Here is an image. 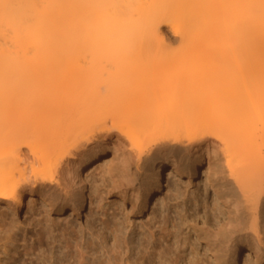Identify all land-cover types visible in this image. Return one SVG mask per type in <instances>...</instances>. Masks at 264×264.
I'll use <instances>...</instances> for the list:
<instances>
[{"label": "bare ground", "instance_id": "6f19581e", "mask_svg": "<svg viewBox=\"0 0 264 264\" xmlns=\"http://www.w3.org/2000/svg\"><path fill=\"white\" fill-rule=\"evenodd\" d=\"M204 64L218 71L196 73ZM195 90L206 113L184 135L167 117L165 131L161 118L151 126ZM203 162L213 198L198 200L203 215L187 218L201 226L182 235L153 206L165 173L190 178ZM87 170L102 172L89 189ZM38 189L51 212H79L88 193L100 226L55 238L38 218L26 264H263L264 0H0V264H16V215ZM132 215L148 225L137 232Z\"/></svg>", "mask_w": 264, "mask_h": 264}, {"label": "rangeland", "instance_id": "374dc122", "mask_svg": "<svg viewBox=\"0 0 264 264\" xmlns=\"http://www.w3.org/2000/svg\"><path fill=\"white\" fill-rule=\"evenodd\" d=\"M161 31L164 33V36L166 37V43L168 46L173 48V47H176L178 45L179 42H177L178 40H176L177 39L176 36H174L172 31L169 30L165 24L161 25ZM106 57L103 56V58H101V59L99 58L100 60H98L97 61L98 63H96V65L99 64L97 66V68L101 69L102 67H108L109 66L108 62H110V61H108V60L110 58H106ZM122 68H125V66H122ZM218 68H219V64H213L212 66L211 65L207 66L206 64L199 65L196 68L197 69L196 73L203 72V74H204L206 72H214V70H216V69H217L216 71H218ZM168 74H170V75H168ZM199 74H202V73H199ZM161 75H162L163 80H167L169 82L173 80L172 73L168 69H164L162 71ZM108 78H106V80ZM104 81H103V84H104ZM175 87H176V85H175ZM173 88H174V86H173ZM176 88H180V90L182 89V87H180V86H178ZM196 91L197 92L199 91L198 92L199 94L195 93L194 97H189L190 100L187 99V100H189L188 103L179 104V105L175 106L174 108L172 107V106H174L173 104H170V105L167 104L168 106L165 107L166 108L165 114L156 115L155 119L151 120V124H152L151 126H155V124L158 123L160 118H161V119H163L162 123H164L162 125L163 126L162 130L165 131L166 127H169L168 125H166V124H168L167 123L168 121L169 122H171V121L176 122L175 132H178L180 135H181V133H182V135H184L186 132L185 128L188 127L189 125L193 124V123H196V122L202 120L204 118L203 117L204 113H206V112H203L204 110L201 108V106L203 104L200 105V100L202 98L201 97L202 92H200V90H195V92ZM176 92H178V89ZM191 96H193V95H191ZM197 102H199L200 106H198ZM202 107H204V106H202ZM166 117L168 118L167 119L168 121L166 120L167 122L165 121ZM164 125H166V126L164 127ZM159 154L160 153L155 150L154 152H152L150 155H147V156L149 158L150 157L152 158V157L158 156ZM185 155H186L185 150H182L179 154V156H183L184 163H187V159L184 157ZM203 164H204V162L196 168V170L192 173L190 178H188L187 176L176 177L172 173H165V191H164L163 196H162V200H161L162 202L157 203L153 206L152 215L154 216L159 211V209L161 208L162 205H166L165 207L162 206L163 207L162 209H164V212L168 214L170 219H175V216L177 217L176 219H177V221H179V227H180L179 231H181L182 235L188 234L189 236H192L194 233H196L197 228L199 226H201L200 222L199 223L197 222V224H196V222H194L192 220V218L191 219L187 218V215L189 213H192L193 211H196L200 215H203L204 209L200 208V206H197L198 200L203 199L205 197L208 200H211L213 198L211 195L212 192L210 190L207 194H205V192L203 190L204 185H202V182L200 181V178H201L200 170H201V166ZM90 173H91V171L87 172L88 178L85 179V183L87 184L88 189L90 188V186H94L100 182L99 177L102 174V172H96L95 178L92 179L90 176ZM225 173H226V171H225ZM217 176L219 178H221L222 175L218 173ZM220 180L224 182L225 179L221 178ZM86 195L87 196L85 197L83 206L79 212H70L69 210H64V211L56 210L55 212L49 211V208L47 207V204L49 203V197H48V195L44 194V192H42V190H40V189H38L37 192L33 193L30 197L27 196L25 198V201H26L25 207L22 208L19 211V213L16 215V222H17L18 227L15 229V231H16L15 234H16V238L18 240H17L16 244L13 245L14 246L13 251H11V253L13 252V255L15 254L14 256L16 257V264H26L25 263L26 262L25 256L21 255L23 253V243L28 244L31 242H35L37 244L39 242L38 240L40 239L39 238L40 236L38 234L39 233L38 231L39 230L41 231L42 228L40 226L41 222L38 223L39 222L38 218H41V219L43 218V220H42L43 224L48 222V225L51 224V226H53V229L55 228V230H53V232H52L53 235L55 236V238H56V236H58L57 234H59L58 232H59L60 228L62 229L66 225L69 226L71 224V226H74V228H76L77 230H82V228L85 229L92 222H93V224L95 222V225H99L100 221H99L98 215H96V216L94 215L95 203L90 205L88 202V200H89L88 199V193H86ZM105 201H106V199H105ZM107 201H110V198L107 199ZM219 206L221 207V209L224 212L225 211L224 204L221 201L219 202ZM129 207L130 206H128V208ZM2 211H4V207L0 204V225L3 223L1 221ZM179 216H182L181 220L178 218ZM130 220H132L135 225L139 226L136 229L137 232L141 231L142 228H144V226H147L149 223L148 216H140V217H137V219H136L135 215H132ZM96 221L97 222L99 221V222L96 223ZM78 227H80V228H78ZM37 229H38V231H37ZM85 232H84L86 235L85 238L87 240H89L90 239L89 238L90 235L88 234L89 231L87 232V230H85ZM124 232H123V234H124ZM24 238L26 240L28 239V241H26ZM45 239L42 238L41 243H42V245H44L43 246L44 248H47L46 252L48 253L51 250L56 254L57 250H58V247L56 246L57 243L53 244L51 242L52 239L48 238V240L49 239L50 240L48 242L46 239V241L48 242V246H47ZM22 241H23V243H22ZM54 246H55V248L52 250V248ZM198 246H199V248H201V252H205V250L202 249V244H198ZM14 251H15V253H14ZM2 256H3V254H2L1 249H0V257H2Z\"/></svg>", "mask_w": 264, "mask_h": 264}]
</instances>
